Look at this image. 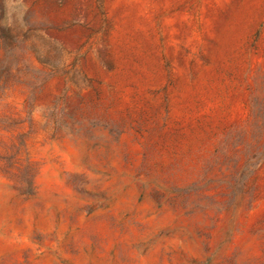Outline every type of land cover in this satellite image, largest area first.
<instances>
[{
	"label": "rangeland",
	"instance_id": "1",
	"mask_svg": "<svg viewBox=\"0 0 264 264\" xmlns=\"http://www.w3.org/2000/svg\"><path fill=\"white\" fill-rule=\"evenodd\" d=\"M0 264H264V0H0Z\"/></svg>",
	"mask_w": 264,
	"mask_h": 264
}]
</instances>
